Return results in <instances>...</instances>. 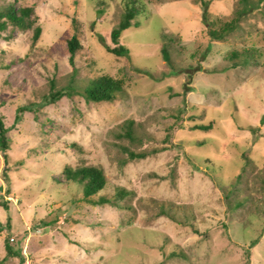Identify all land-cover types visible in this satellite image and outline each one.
<instances>
[{
	"label": "rangeland",
	"instance_id": "rangeland-1",
	"mask_svg": "<svg viewBox=\"0 0 264 264\" xmlns=\"http://www.w3.org/2000/svg\"><path fill=\"white\" fill-rule=\"evenodd\" d=\"M138 1L136 25L118 37L128 55L115 56L109 31L137 0H0L31 5L41 29L34 42L30 29L0 31V264H264V16L248 13L217 41L194 0ZM238 7L214 0L206 14L229 19ZM245 44L255 63L229 68L226 52ZM100 75L122 89L85 101ZM49 81L62 93L52 102ZM83 165L102 170L110 203L51 181Z\"/></svg>",
	"mask_w": 264,
	"mask_h": 264
},
{
	"label": "trees",
	"instance_id": "trees-1",
	"mask_svg": "<svg viewBox=\"0 0 264 264\" xmlns=\"http://www.w3.org/2000/svg\"><path fill=\"white\" fill-rule=\"evenodd\" d=\"M214 0H194V3L199 7L195 12L194 17L199 19L201 23L206 26V33L210 40H221L227 33L231 32L232 29L240 28L239 21L245 19L248 13L258 12L264 16V0H256L253 2L251 0H237L240 4V7L236 8L234 13L235 15L229 19H224V15L219 14L214 19H209L206 14V9ZM222 1V0H221ZM142 8L141 2L137 0L136 8L132 5L124 6L123 11L118 19V22L115 26L109 31V40L113 45L107 44L104 48L106 52H109L115 56L128 55V49L118 43V37L121 32L129 27L130 25H136V22H132L134 15ZM5 18V20H2ZM37 17L33 14V8L31 5H23L14 8L13 6H3L0 9V31L4 30L6 23H9L12 27H15L19 30H28L30 29V39L31 42L37 40L40 34V26L36 24ZM215 23H217L215 27ZM8 38V37H6ZM171 39V38H170ZM245 42V41H244ZM66 47L68 50V61L71 63L73 55L77 48H79V43L76 40L75 36H71L66 40ZM256 46L254 44H245L241 50L230 49L226 52L225 57L230 59V67L235 68L243 62L245 65H251L255 63L254 51ZM160 54L164 62L170 67L173 65L172 60L169 56L167 47L165 43L160 47ZM224 71V70H223ZM122 79L112 78L107 75H100L95 78H92L88 83L83 87L81 94L85 101H112L115 99V95L122 89ZM53 82L49 81V92H48V101L52 102L62 93L59 90L52 91ZM17 115L14 117V121L17 120ZM213 122L210 120L207 124L195 123L190 126V129H208L211 128ZM7 129L4 127L2 121V116H0V151L4 152L7 148V138L6 136ZM254 133V131H253ZM71 146H76L75 144H70ZM3 158L5 153L2 154ZM139 154H130V157H139ZM62 179L58 180L52 178L51 181L54 183H71L75 184L80 191L79 198L86 201L87 203L98 205V204H107L110 203V200L101 194H98L105 186V177L102 170L99 167L93 165H83L72 168L70 166H64L61 170ZM124 194V191L119 189L117 191L116 197H120ZM97 195L96 198L93 196ZM70 204H73L71 201ZM159 212L167 216V212L164 209L160 208ZM62 215L58 214L50 219L54 224L58 223L62 219ZM173 220V217H170ZM46 220L43 221V223ZM45 225V223L43 224ZM196 230V229H194ZM197 231V230H196ZM4 250L6 254L17 255L16 251H13L7 239L4 240Z\"/></svg>",
	"mask_w": 264,
	"mask_h": 264
}]
</instances>
